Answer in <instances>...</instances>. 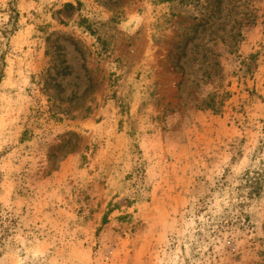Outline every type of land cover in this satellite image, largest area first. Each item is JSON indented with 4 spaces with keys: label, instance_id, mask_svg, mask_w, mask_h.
<instances>
[{
    "label": "rangeland",
    "instance_id": "374dc122",
    "mask_svg": "<svg viewBox=\"0 0 264 264\" xmlns=\"http://www.w3.org/2000/svg\"><path fill=\"white\" fill-rule=\"evenodd\" d=\"M264 0H0V264H264Z\"/></svg>",
    "mask_w": 264,
    "mask_h": 264
},
{
    "label": "trees",
    "instance_id": "16d2710c",
    "mask_svg": "<svg viewBox=\"0 0 264 264\" xmlns=\"http://www.w3.org/2000/svg\"><path fill=\"white\" fill-rule=\"evenodd\" d=\"M169 2L171 0H164ZM247 187L250 188V195H259L264 190V169L256 172L254 176H248L246 179Z\"/></svg>",
    "mask_w": 264,
    "mask_h": 264
}]
</instances>
